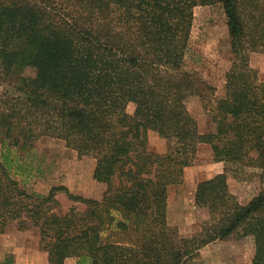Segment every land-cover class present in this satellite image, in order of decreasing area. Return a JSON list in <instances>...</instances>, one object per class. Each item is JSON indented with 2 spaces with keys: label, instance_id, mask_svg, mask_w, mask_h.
Masks as SVG:
<instances>
[{
  "label": "trees",
  "instance_id": "obj_1",
  "mask_svg": "<svg viewBox=\"0 0 264 264\" xmlns=\"http://www.w3.org/2000/svg\"><path fill=\"white\" fill-rule=\"evenodd\" d=\"M214 4L232 55L220 98L181 70L193 8ZM257 51L264 0H0V231L36 229L47 264H198L199 249L230 236L251 239L250 264H264V193L240 203L226 171L196 185L197 233L180 237L166 220L167 188L199 144L213 162L264 178V82L249 64ZM190 95L204 100L207 132L186 109ZM149 131L165 139L163 153L148 148ZM41 137L94 159L102 195L27 190L21 179ZM59 195L72 202L65 210Z\"/></svg>",
  "mask_w": 264,
  "mask_h": 264
},
{
  "label": "rangeland",
  "instance_id": "obj_2",
  "mask_svg": "<svg viewBox=\"0 0 264 264\" xmlns=\"http://www.w3.org/2000/svg\"><path fill=\"white\" fill-rule=\"evenodd\" d=\"M231 62L226 16L222 6L194 7L188 48L181 70L197 81L214 87L213 96L210 97L220 98L224 95L225 74ZM249 64L256 71L258 80L264 82V53L251 52ZM31 73L30 69L26 70V74ZM3 86L0 84V93ZM185 106L196 121L199 132H207L210 123L204 100L198 95H190L185 100ZM134 107V103H128L126 112L132 114ZM147 140L150 150L160 153L166 150L165 139L156 132L149 131ZM211 153L210 145L199 144L193 163L183 170L181 183L167 188V225L180 237L197 233L205 219V214L194 207V192L198 182L226 171L229 190L240 203H247L260 191L264 193V178L259 175V170L213 162ZM27 162L33 167L25 182L21 179V184L27 190L45 193L52 186L64 185L69 192L85 198L102 195L103 186L95 184L92 179L95 160L78 156L61 139L39 138ZM17 179L20 180V177L17 176ZM59 198L64 210L72 204L64 195H59ZM251 256V239L239 240L230 236L199 249L196 261L198 264H250ZM0 264H47V253L39 246L38 231L34 228L21 231L15 224L0 231ZM65 264H75V258H67Z\"/></svg>",
  "mask_w": 264,
  "mask_h": 264
}]
</instances>
